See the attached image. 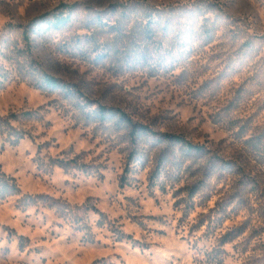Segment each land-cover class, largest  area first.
Masks as SVG:
<instances>
[{
    "label": "rangeland",
    "instance_id": "374dc122",
    "mask_svg": "<svg viewBox=\"0 0 264 264\" xmlns=\"http://www.w3.org/2000/svg\"><path fill=\"white\" fill-rule=\"evenodd\" d=\"M0 264H264V0H0Z\"/></svg>",
    "mask_w": 264,
    "mask_h": 264
},
{
    "label": "trees",
    "instance_id": "16d2710c",
    "mask_svg": "<svg viewBox=\"0 0 264 264\" xmlns=\"http://www.w3.org/2000/svg\"><path fill=\"white\" fill-rule=\"evenodd\" d=\"M67 9H69V8H67ZM70 20H71V18H70L69 12L63 11V12H60L59 14L54 15L52 24L54 26H62L64 24H66L67 22H69ZM210 33H211L210 30L206 31V34H208L207 37L210 36L209 35ZM245 46L250 47L249 43H246ZM46 84H47V86L53 87L56 85V81L52 78H48V79H46ZM107 111H108L107 108L101 107L100 112H101L102 118H105V116H107ZM24 116H30V113H27ZM121 119L131 125V127L133 128V134H138V133L147 134L148 132H150L149 128L144 127V126H140L138 124H134L129 119V117H127L126 114H124V113H121ZM161 138L166 140V141H169V142H175V143L181 144L189 152H194V151L198 152L201 149L198 146H194V145L188 143L181 136H176V135H172V134H163V135H161Z\"/></svg>",
    "mask_w": 264,
    "mask_h": 264
}]
</instances>
